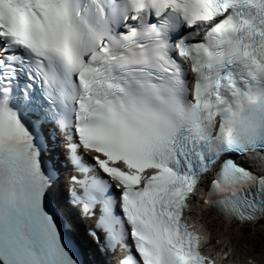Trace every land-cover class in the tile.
Instances as JSON below:
<instances>
[{
	"label": "snow or ice",
	"instance_id": "6c2138e0",
	"mask_svg": "<svg viewBox=\"0 0 264 264\" xmlns=\"http://www.w3.org/2000/svg\"><path fill=\"white\" fill-rule=\"evenodd\" d=\"M197 185L264 217V0H0V264H214Z\"/></svg>",
	"mask_w": 264,
	"mask_h": 264
},
{
	"label": "rangeland",
	"instance_id": "374dc122",
	"mask_svg": "<svg viewBox=\"0 0 264 264\" xmlns=\"http://www.w3.org/2000/svg\"><path fill=\"white\" fill-rule=\"evenodd\" d=\"M215 223L217 224H212L213 229L216 232H223L233 245L241 248V253L251 252L264 263V219L257 225L247 227L219 219Z\"/></svg>",
	"mask_w": 264,
	"mask_h": 264
},
{
	"label": "bare ground",
	"instance_id": "6f19581e",
	"mask_svg": "<svg viewBox=\"0 0 264 264\" xmlns=\"http://www.w3.org/2000/svg\"><path fill=\"white\" fill-rule=\"evenodd\" d=\"M257 155H260V154H257ZM198 193H199V195L202 197L203 196V189L201 188V186H199V191H198ZM211 221L214 223V224H217V223H215L216 222V220H214V219H211ZM256 253V252H255ZM252 253L250 252V255H251ZM257 256V255H256ZM258 257V256H257Z\"/></svg>",
	"mask_w": 264,
	"mask_h": 264
}]
</instances>
